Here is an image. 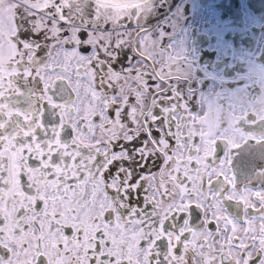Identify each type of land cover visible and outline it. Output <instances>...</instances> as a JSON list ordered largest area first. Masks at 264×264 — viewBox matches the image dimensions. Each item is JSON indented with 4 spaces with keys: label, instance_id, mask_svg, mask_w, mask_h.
I'll use <instances>...</instances> for the list:
<instances>
[{
    "label": "snow or ice",
    "instance_id": "6c2138e0",
    "mask_svg": "<svg viewBox=\"0 0 264 264\" xmlns=\"http://www.w3.org/2000/svg\"><path fill=\"white\" fill-rule=\"evenodd\" d=\"M160 7L0 0V264H264V56Z\"/></svg>",
    "mask_w": 264,
    "mask_h": 264
},
{
    "label": "flooded vegetation",
    "instance_id": "af4514ba",
    "mask_svg": "<svg viewBox=\"0 0 264 264\" xmlns=\"http://www.w3.org/2000/svg\"><path fill=\"white\" fill-rule=\"evenodd\" d=\"M178 14L195 71L209 83L231 82L245 56H264V0H179L164 19Z\"/></svg>",
    "mask_w": 264,
    "mask_h": 264
},
{
    "label": "water",
    "instance_id": "95a60500",
    "mask_svg": "<svg viewBox=\"0 0 264 264\" xmlns=\"http://www.w3.org/2000/svg\"><path fill=\"white\" fill-rule=\"evenodd\" d=\"M178 1L179 0H160L161 7L159 11L165 17L170 12V10L176 5Z\"/></svg>",
    "mask_w": 264,
    "mask_h": 264
}]
</instances>
